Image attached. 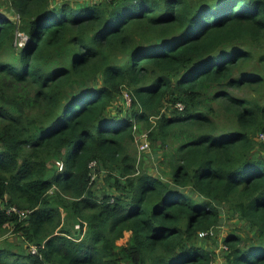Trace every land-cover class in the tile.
Returning <instances> with one entry per match:
<instances>
[{"label":"trees","instance_id":"1","mask_svg":"<svg viewBox=\"0 0 264 264\" xmlns=\"http://www.w3.org/2000/svg\"><path fill=\"white\" fill-rule=\"evenodd\" d=\"M3 1L0 264H264V0Z\"/></svg>","mask_w":264,"mask_h":264},{"label":"rangeland","instance_id":"2","mask_svg":"<svg viewBox=\"0 0 264 264\" xmlns=\"http://www.w3.org/2000/svg\"><path fill=\"white\" fill-rule=\"evenodd\" d=\"M0 0V4H4V7L1 8V11L3 13L6 14V10H8V7L6 6V1ZM8 15V14H7ZM26 37L23 36L22 40H21V44L25 43ZM173 108H170L167 110V112H169L168 114L172 113ZM262 143L261 142H256V147L257 149H262L261 147ZM133 149H136L135 147ZM147 152H139L138 149V154L140 156V161L142 162V171L147 172L151 175H160V173H162V170H164V166L162 165V160H163V155L161 152H156L153 149H151L150 151V147L148 150H146ZM61 161H58V164H60ZM62 166V163L60 164V167ZM99 180H102V177L99 178ZM99 186H101L99 184ZM242 221H240L237 217H231L229 215H225L224 221L222 223V225L219 227V229L216 232V237L214 240H211L210 243H206L205 245L207 246L208 249H211L213 252H215V254L221 253V249L220 247L225 244L224 243V239L229 235L232 234L234 231H237L239 228H241V232L243 235L247 234V237H253L254 233H249L247 231V229H244L241 226ZM131 233L127 232L125 233V237L120 239L117 243L119 245H124L128 242L129 237H130ZM6 238H8L11 242L13 241H21V239L15 235V233L13 232V230H9V232H7V234L5 235ZM216 257V258H217Z\"/></svg>","mask_w":264,"mask_h":264},{"label":"built area","instance_id":"3","mask_svg":"<svg viewBox=\"0 0 264 264\" xmlns=\"http://www.w3.org/2000/svg\"><path fill=\"white\" fill-rule=\"evenodd\" d=\"M125 98H126V102H127V104L130 105V104H131V96H130V94L125 93ZM177 107H178L180 110H183V109H184V106H183L182 104H178ZM259 140L264 141V133L260 134V136H259ZM148 149H149V143H148V141L144 142L143 144H141V145L139 146V151H140L141 153H142L143 151L148 150ZM95 166H96V162L94 161V162L91 163V167L94 168ZM13 212H14V213H18V214H20V216H21V217H24V218L27 216V213H26V212L19 211L17 208H11V209L8 210V213H9V214H11V213H13ZM215 235H216V231H215L214 229H211V230H209V231L202 232L200 236L203 238V237L215 236ZM220 249H221V253H222L223 251H227L228 246H227L226 244H223V245L220 247ZM31 252H32V253H36V252H37V248H36V247H32V248H31ZM221 253L218 254V257H217V259H216V261H215L214 264H226V263L224 262V260L220 258V256H222Z\"/></svg>","mask_w":264,"mask_h":264}]
</instances>
